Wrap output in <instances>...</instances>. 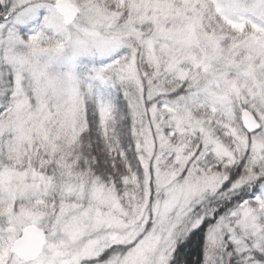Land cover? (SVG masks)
Here are the masks:
<instances>
[{"label":"snow or ice","instance_id":"6c2138e0","mask_svg":"<svg viewBox=\"0 0 264 264\" xmlns=\"http://www.w3.org/2000/svg\"><path fill=\"white\" fill-rule=\"evenodd\" d=\"M0 264H264V0H0Z\"/></svg>","mask_w":264,"mask_h":264}]
</instances>
